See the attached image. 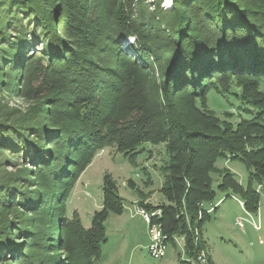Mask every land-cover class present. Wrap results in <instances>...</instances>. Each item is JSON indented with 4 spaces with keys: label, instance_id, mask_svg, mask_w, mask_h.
I'll return each mask as SVG.
<instances>
[{
    "label": "trees",
    "instance_id": "1",
    "mask_svg": "<svg viewBox=\"0 0 264 264\" xmlns=\"http://www.w3.org/2000/svg\"><path fill=\"white\" fill-rule=\"evenodd\" d=\"M131 2L0 0V74L9 75L6 86H16L22 68L28 69L26 84L41 75L46 79L51 74L58 80L53 85L55 93L43 105L25 111L0 105V147L19 151L18 156L24 160L41 165L34 173L35 191L18 185V179L27 177L26 173L3 175L0 167V248L11 244V231L17 229L18 235L27 239L25 248L19 247L17 254L23 264H55L46 252L51 241L40 234L39 224L16 221L3 206L23 205L38 210L49 222L58 221L59 202L63 207L78 175L69 181L70 172L63 168L71 149L80 153V164L72 154L70 161L79 164L81 172L104 147L115 145L132 156L145 142L164 143L169 159L162 168L161 192L167 202L156 207L161 214L153 222L161 225L172 245H176L174 236L183 237L185 255L190 259H197L207 246L203 226L216 209L212 173L220 174L218 188L227 192L226 197L238 195L250 213L259 207L258 190L250 184L242 186L228 169L219 171L216 160L243 161L250 180L256 179L264 187V90H260L264 84V0H173L170 11L159 8L164 0H155L162 10L154 25L161 29L157 44L148 32L140 33L131 14ZM130 34L140 41L136 54L142 60L158 49L167 66L159 84L160 110L132 119L131 145L126 144L127 135L100 122L111 106L107 96L120 90L115 76L109 80L106 75L115 71L114 59L123 54L122 40ZM37 45L42 47L41 55L35 50ZM224 75L262 78L241 82ZM231 85L240 88L234 94L241 103L256 109L251 119L221 123L214 113L203 110L208 107L209 89L224 94L230 92ZM255 92L258 98L250 99L248 93ZM74 98L78 101L73 104ZM180 99H186V114L175 106ZM76 103L80 105L74 109ZM199 111L202 121L190 124L189 113L200 115ZM154 115L158 119L152 125ZM9 130L11 134L5 136L3 131ZM111 182L104 178L103 207L92 216L90 227L85 228L78 216L67 223L83 237L81 246H71L77 252L71 262L102 264L104 221L109 212L120 214L124 210ZM32 200L39 205L31 206ZM142 206L155 208L147 203ZM208 261L213 264L210 256Z\"/></svg>",
    "mask_w": 264,
    "mask_h": 264
},
{
    "label": "rangeland",
    "instance_id": "2",
    "mask_svg": "<svg viewBox=\"0 0 264 264\" xmlns=\"http://www.w3.org/2000/svg\"><path fill=\"white\" fill-rule=\"evenodd\" d=\"M131 1V14L138 24L140 33L143 35L148 32L152 35L150 38H153V44L159 43L157 38L161 29H158L157 26L155 29L154 25H157L160 20L162 10L170 11L173 8V0L170 2L164 0L160 3L159 8L162 10L157 7L155 0ZM138 44L140 41L136 35L130 34L122 40L121 49L124 55L120 54L118 59H114L115 71H109L106 75L109 80L115 76L120 90L111 94L110 97L107 96L108 100H111L109 101L111 106L100 119V122H106L109 128L121 131L124 136L127 135L126 144L129 145L132 143V136L129 134L132 135V126L129 125L132 124V119L144 114L152 115L153 112H159L161 105L159 84L162 77L165 78L164 73L167 70L160 50L157 49L156 53L152 54L153 56L149 54L146 59L142 60L141 56L136 54ZM41 48V45L35 47L40 55ZM43 62L46 63V60ZM27 70V68H22L16 86L14 85V88L10 89L6 86L9 81L8 73L0 74V105L25 111L33 105H43L45 99L55 93L53 85H56L58 80H55L53 75L50 74L46 79L41 75L26 84ZM224 76L227 77L226 79L235 77L241 82H251L262 78L260 75L256 77ZM260 90H264V84L260 86ZM229 91L222 94L214 88L209 89L206 96L208 107L203 110L214 113L221 123L229 121L236 124L242 119H251L255 115L256 109L241 103L236 97L234 93H239L240 88L231 85ZM248 96L250 99L256 100L259 95L255 92L251 95L248 93ZM77 99H71V103L74 104L78 101ZM184 100L186 99L178 100L175 106L181 113L186 114L187 102ZM79 105L80 103H76L73 108L76 109ZM203 110L202 112H204ZM202 112L199 111L200 115L189 113V123L198 125L202 121L200 118ZM154 116L151 120L152 125L158 119L157 115ZM127 125L131 127H126ZM10 132L11 130L3 131V134L8 136L11 134ZM116 134L118 135L117 132ZM19 153V151L0 147V167L4 171L3 175L17 172L26 173L27 177L18 179L20 181L18 185L35 191L38 187L35 185L37 182L34 173L38 172L41 165L24 160L22 156H18ZM71 154L73 158L79 160V164L81 161L80 153H75L73 149L67 154L69 160L63 168L70 172L69 181L74 174L78 175L63 207L59 202L58 221L49 222L38 210L35 211L33 208L23 205L16 204L9 208L3 206L8 211V216L15 217L16 221L20 219L24 223L33 224L36 222L37 225L39 224L42 230L40 234L51 241L46 248L51 263L76 264L70 261L71 257L77 253L73 252L71 246H81L83 237L73 232V227L70 228V224L67 223L74 221V217L78 216L85 228L90 227L92 216L103 207V184L104 178L108 177L122 198L124 210L120 214L109 212L104 221L106 241L101 246L102 264H188L184 262L185 255H180L181 249L179 246L177 247V244L170 243L166 256L162 258L156 259L149 254L147 247L150 239L148 224L140 213L141 210L146 212L160 210L156 207L167 202L161 192L164 183L162 168L169 159L164 143L156 145L145 142L132 156L117 150L115 145L104 147L97 151L92 162L81 172L78 171L79 164L71 163ZM216 166L221 172L222 169L230 170L242 186L247 187L250 184L253 189L258 190L259 207L256 212L250 213L244 209L238 195L226 197L227 192L218 188L221 180L220 174L212 173V186L217 192L212 202L216 203V209L210 212L211 218L203 226V236L207 246L200 254L207 261L210 256L213 264H264V187L256 179L250 180L249 169L241 160L220 157L216 160ZM28 178L29 180H27ZM144 197H146L145 201L140 204L139 202ZM12 201L14 199H10V202ZM30 202L33 207L39 205L36 203L37 200ZM146 203L156 209L150 210L142 206ZM213 204H207V207H211ZM0 207H2L1 201ZM63 211L64 219L61 217ZM238 221H241L243 226L239 225ZM6 227L8 226L6 225ZM12 228L13 226L10 227V229ZM12 230V235L9 238L11 244L8 247L0 248V264H23L18 260L17 254L18 251L20 252L19 247L25 248L27 239L18 235L17 229ZM38 256L43 257L39 251Z\"/></svg>",
    "mask_w": 264,
    "mask_h": 264
},
{
    "label": "built area",
    "instance_id": "3",
    "mask_svg": "<svg viewBox=\"0 0 264 264\" xmlns=\"http://www.w3.org/2000/svg\"><path fill=\"white\" fill-rule=\"evenodd\" d=\"M140 213L144 216L148 224V234L150 239L147 247L149 254L156 259L166 256L170 245V242L168 241L169 237L168 235L163 233L162 227L159 223L153 222V218L159 217L161 211L156 210L152 212H146L144 210H141ZM238 224L243 226V223L241 221H238ZM174 241L176 242L177 246L180 247L181 253L185 255L183 242L184 238L181 236H174ZM185 260L191 262V264H208L207 259H205V257L201 254L197 259H190L185 255Z\"/></svg>",
    "mask_w": 264,
    "mask_h": 264
},
{
    "label": "bare ground",
    "instance_id": "4",
    "mask_svg": "<svg viewBox=\"0 0 264 264\" xmlns=\"http://www.w3.org/2000/svg\"><path fill=\"white\" fill-rule=\"evenodd\" d=\"M169 2H170V0H169Z\"/></svg>",
    "mask_w": 264,
    "mask_h": 264
}]
</instances>
